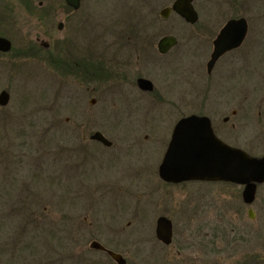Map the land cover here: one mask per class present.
Instances as JSON below:
<instances>
[{
  "label": "flooded vegetation",
  "instance_id": "1",
  "mask_svg": "<svg viewBox=\"0 0 264 264\" xmlns=\"http://www.w3.org/2000/svg\"><path fill=\"white\" fill-rule=\"evenodd\" d=\"M175 1L161 11V18L157 20L167 22L173 14L179 17L181 24L165 33H161L164 27L159 22L158 30L156 27L150 30L147 27L148 32L131 35L120 33L109 39L105 35L101 39L77 41L73 39L75 35H72V64L68 67L72 71V84H100L105 105L121 106L122 112L119 115L120 109L113 111L106 108L101 116L105 128L102 131L90 134L86 130H72V191H75L77 185H82L84 189V186H89L88 181L97 183L102 181L100 178H104L102 184L105 192L113 196L110 201H115L118 207L120 204L132 207L123 204L127 199L120 197L125 188V177L128 184H135L136 181L138 184L145 182L155 186L186 187L193 182L230 183L244 190V186L233 182L189 180L176 183L162 178L160 169L178 122L194 116L209 120L213 133L225 144L251 156H264V0H258L259 3L256 0L219 1L213 4L214 12H210V7L205 12L202 4L192 0L196 11L193 22L173 10ZM53 3H38L42 15L56 8ZM9 7V4L6 5L4 12L0 8V37L10 40L12 44L11 50H0L4 63H7L6 57L11 58L15 48L10 34L13 25L12 9ZM166 9H169L167 17L164 16ZM75 11L72 8V12ZM234 21L227 44L231 48L213 61L218 37L227 24ZM174 29L182 32V36L177 35ZM43 37L35 39L38 63L46 65L49 70H55L60 61L58 47L63 45V41H58L59 38L54 35H48L47 39ZM164 39L167 41L161 45ZM90 103L96 104L97 99L92 98ZM165 115L176 119L169 136L160 135L157 125L152 123V117H157L158 122ZM123 121H134V129L126 132L107 128L117 127ZM97 132L106 140L93 138ZM156 143L164 145L157 168L158 182L151 179L144 181L142 175L134 177L124 172L126 168L141 166L138 157L140 154H148ZM184 143L187 146L188 140ZM92 146L98 147L94 153L101 152V157L105 158L103 161L90 162L85 148ZM47 164V168L37 167L32 173L24 170L20 176L11 171L12 179L27 184L28 181H21L23 176L33 175L34 178L41 176L50 182H57L56 167L53 163ZM8 169L9 166L6 171ZM78 170L81 172L77 177ZM84 194L91 193L86 190ZM243 197L242 191V200ZM132 198L128 201L133 203L134 209H130L131 212L125 209L105 211L106 224L102 226L95 225L99 220L102 221V216L93 217L90 210L80 212L72 209V264H224L221 259L215 258L181 257L182 251L188 248L185 244L187 237L182 236L176 243V232L179 226L190 225L192 218L196 217L195 211L179 209L184 200L179 201L175 197ZM127 216L133 219L125 223ZM161 217L172 222V242L169 244L157 236ZM52 219H55L54 215ZM53 221L46 227L42 226L40 232L48 233L51 230L53 239H58L60 221ZM128 229L137 234L136 243L125 242L124 233ZM138 245L149 250L152 256L140 258ZM58 246L55 240L52 241L51 250L47 244H42L43 251L40 253L43 258L39 259V264H58ZM45 253H53V258L45 261Z\"/></svg>",
  "mask_w": 264,
  "mask_h": 264
},
{
  "label": "rangeland",
  "instance_id": "2",
  "mask_svg": "<svg viewBox=\"0 0 264 264\" xmlns=\"http://www.w3.org/2000/svg\"><path fill=\"white\" fill-rule=\"evenodd\" d=\"M40 1H54L55 10L42 15L38 6ZM53 1L0 0L2 12L8 4L12 9L10 34L15 43L11 58H5L7 63L0 56V91L7 89L11 93L9 105L0 108V264H39V259L43 258L40 253L43 251L42 244H47L51 250L54 240L59 245L58 264H72V209L80 212L90 210L93 217L102 216V221L95 224L102 226L106 224L105 211L133 210V203L128 202L132 197H175L179 201L184 200L180 210L196 212L190 225L179 226L176 232V243L182 236L187 237L185 244L188 248L182 251L181 257L215 258L221 259L224 264H262L264 184L258 186L256 200L251 206L242 200L243 188L230 183L193 182L186 187H164L145 182L138 184L136 181L135 184H128L125 177V188L120 197L127 199L123 204L132 207L122 204L118 207L115 201H110L113 196L105 192L102 184L104 178L97 183L88 181L89 186H84V189L82 185H77L72 191V130H86L90 134L102 131L104 125L101 116L106 108L113 111L120 109L119 115L122 114L121 106L105 105L100 84H72V71L68 68L72 64V35L77 41L101 39L105 35L109 39L120 33L131 35L148 32L152 27L158 30L159 22L164 27L161 33H165L181 23L179 17L173 14L167 22L157 20L161 18V11L174 0H82L81 8L75 12L67 7L65 0ZM219 1L229 0H196L205 7V12L207 7L214 12L213 4ZM61 21L64 27L59 29ZM174 30L182 36V32ZM48 35L63 41V45L58 47L60 61L55 70L38 63L34 48L37 37L47 39ZM92 98L97 99L94 105L90 103ZM156 119L152 117V123L157 125L159 134L169 136L176 119L166 115L161 118L162 121L157 122ZM135 124L134 121H123L117 127L107 128L127 132L133 130ZM156 144L152 145L148 154H140L141 166L126 168L124 172L134 177L142 175L144 181L151 179L158 182L157 168L164 145ZM85 150L90 162L105 159L101 157V152L94 153L98 150L96 146ZM47 162L56 167L57 182H50L41 176L34 178L33 175L23 176L21 180L29 184L17 183L12 179L11 171L20 176L24 170L32 173L37 167L47 168ZM80 172L78 170L77 177ZM86 190L91 194L85 195ZM250 207L255 212L253 219L248 216ZM53 215L60 221L58 239H53L51 230L48 233L40 232L42 226L55 222ZM23 219H26L24 224ZM132 219L127 216L125 223ZM136 238L137 234L129 229L125 231V242L136 243ZM137 247L140 248V258L152 256L146 248L141 245ZM44 256L45 261L51 260L53 253H45Z\"/></svg>",
  "mask_w": 264,
  "mask_h": 264
},
{
  "label": "water",
  "instance_id": "3",
  "mask_svg": "<svg viewBox=\"0 0 264 264\" xmlns=\"http://www.w3.org/2000/svg\"><path fill=\"white\" fill-rule=\"evenodd\" d=\"M67 3L78 9L81 0H66ZM173 9L189 21H194L196 12L192 6V0H177ZM169 9L164 16H168ZM235 24L229 22L222 30L216 41L213 61L225 50L231 48L229 43L230 27ZM60 28L63 24L60 23ZM167 39L161 41V45ZM224 43L227 45L225 46ZM170 44V42H169ZM11 42L0 37V50L9 51ZM10 94L2 91L0 105L9 103ZM93 138L106 140L97 132ZM188 140L186 146L184 141ZM160 174L166 181L182 182L186 180L231 181L246 185L244 200L252 203L255 199L257 183L264 182V157L255 158L240 149L230 147L219 140L212 131L210 122L199 117H189L181 120L174 132L173 141L164 158ZM249 216L254 218L255 213L249 210ZM172 222L168 218L161 217L158 221L157 236L163 242H172ZM111 254L117 258L116 254Z\"/></svg>",
  "mask_w": 264,
  "mask_h": 264
}]
</instances>
